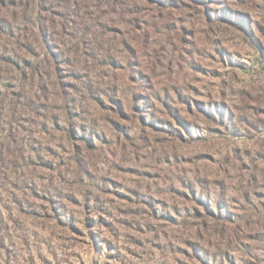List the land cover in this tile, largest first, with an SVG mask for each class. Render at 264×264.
Here are the masks:
<instances>
[{
  "label": "rangeland",
  "instance_id": "obj_1",
  "mask_svg": "<svg viewBox=\"0 0 264 264\" xmlns=\"http://www.w3.org/2000/svg\"><path fill=\"white\" fill-rule=\"evenodd\" d=\"M0 264H264V0H0Z\"/></svg>",
  "mask_w": 264,
  "mask_h": 264
}]
</instances>
